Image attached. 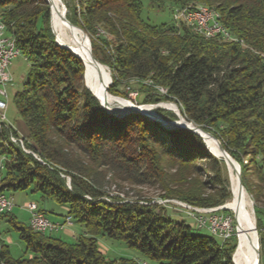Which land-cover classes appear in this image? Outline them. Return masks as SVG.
Wrapping results in <instances>:
<instances>
[{"label":"trees","instance_id":"1","mask_svg":"<svg viewBox=\"0 0 264 264\" xmlns=\"http://www.w3.org/2000/svg\"><path fill=\"white\" fill-rule=\"evenodd\" d=\"M62 1L64 17L89 35L91 50L83 31L73 25L82 49L108 65L110 93L126 96L127 87L137 89L141 104L177 103L187 121L219 139L239 164L241 182L250 192L247 174L256 175L254 211L264 256L259 205L264 190V0ZM145 5L151 11L170 10L171 18L176 7H213L236 41L206 38L173 18L152 23L143 15ZM0 20L30 65L15 103L29 130L31 142L24 138L25 146L40 158L13 144L11 134H18L10 124L0 126V155L5 157L0 192L39 193L67 207L65 213L51 214L70 215L83 227L68 242L4 212L0 220L17 230L30 255L14 257L0 237V264H137L107 258L97 247L98 235L121 239L157 264H233L234 232L222 238L175 220L166 211L171 203L151 202L140 192L134 199L123 197L128 195L123 184H128L155 188L160 199L205 208L222 205L237 191L230 176L231 193L225 161L214 150L219 149H211L214 155L185 128L168 130L143 114L119 117L103 108L92 94L87 67L92 92L85 86L82 60L56 43L55 36L64 44L50 28L47 0H0ZM156 111L178 119L166 109ZM38 209L48 217L46 209Z\"/></svg>","mask_w":264,"mask_h":264},{"label":"rangeland","instance_id":"2","mask_svg":"<svg viewBox=\"0 0 264 264\" xmlns=\"http://www.w3.org/2000/svg\"><path fill=\"white\" fill-rule=\"evenodd\" d=\"M59 1H60L61 6H62V12H63L62 17H64L65 16L64 3L62 0H59ZM143 15L145 17H149V20L152 23H161V22L169 21L172 19L170 10L151 11L146 5L143 7ZM52 19H53V22L51 23V21H50V28H51L52 32L54 29L57 33L56 21L54 20L53 15H52ZM74 26L79 28L80 30H82L77 25H74ZM71 27L75 30L76 41L81 45L82 44L81 36L77 34L75 27H73V26H71ZM99 32H103V29H99ZM53 34H54V32H53ZM87 36L89 37V35H87ZM90 50H91V47H90ZM97 62L101 66L104 67L105 71L108 74V84H107V86H108L109 85V73H110L109 67H108V65L103 64L99 61H97ZM29 70H30L29 62L26 60V58L24 57L23 54L20 53L19 55L15 56L13 59H11L10 64H9V72H10V75L12 77V80L6 85L7 96L3 97V98H4V100H6V103H7V107L5 109L6 121L16 130L19 137L26 138L27 140H29V142H31L30 138L28 137V134H29L28 133L29 132L28 127H27L23 117L19 114L16 103H15V94L23 88V82L22 81L25 78L26 74L29 72ZM92 77H93V74H92ZM111 82H112V78H111ZM84 83H85V80H84ZM160 88H164V87H158L159 91H160ZM123 89H125V91H127L126 96L113 94V93H110L109 91H108V93L113 95V96H116L120 99L128 100L135 105H141V103H138L137 97L134 96V92H137V89H128L127 87L123 88ZM164 102L173 103L175 106H177V108L179 110V106L177 105V103H175L173 101H169V100L160 101V103H164ZM120 103H122V102L120 101ZM104 104L107 105L106 103H104ZM124 104L130 106V104H126V103H124ZM142 104H152V103H142ZM165 105L168 107H174V105H172V104H165ZM107 107L110 108L109 105H107ZM157 107L162 108V109H166V110L171 111V112H174V111H172L168 108H165L163 106H160V105L156 106L154 108V110L148 107L147 112L152 114V112L154 111L163 119L170 120L166 113L157 112L156 111ZM202 135L204 136V138L207 142L206 146L208 145L210 148H213V147L218 148L217 142L209 134L204 133ZM208 146H207V148H208ZM208 150L212 152V150H210L209 148H208ZM1 159H2V155H0V160ZM197 162H199V161H197ZM198 164H200V162ZM226 167H227V165H226ZM226 170L227 171H226L225 175L229 179V184H231L230 177H229V174H230L229 168L227 167ZM232 170H233V174L236 175L235 170L233 168H232ZM169 171L172 172L173 169L169 168ZM1 172H2V169H0V175H1ZM246 179H247V182L251 186V191H253V192H250L249 190L245 189V187H244V189H245V191L249 197V200L251 202V210L253 213V221L251 223V230H250V233L252 236V238H251L252 255L249 256V258H248L249 264H253V262H255V263L257 262V253L255 250V247H256V245L258 246L259 233L261 232V230L257 226V215L255 214V211H254V199H253V196L255 195V193H257L256 185H257L258 180H257L256 175L253 174V172H251V170L248 172ZM67 181L69 182V180H67ZM123 185H124L123 186L124 189L126 191H128V195L123 196L121 194L124 198H127V199L137 198L136 193L140 192L141 194H144L147 197H152L151 202H160L163 200V199L159 198L158 195L160 192L158 190H156L155 188H152L149 186H134L133 187V186H130L128 184H123ZM113 187H114V185H112V189H113ZM236 191H237V189H236ZM205 192L208 193V190H206ZM259 194L260 193L258 192V195ZM261 194H262V198L260 197L259 205H260L261 209L264 210V190H262ZM11 198H12V203H13V207H14V214L17 216L18 219H20L24 222H28L29 214H28L27 210L24 208V204L28 203V202H35L37 204V206H39L43 209H46L47 215L50 219L54 215V214L50 213L51 211L58 212V213L62 214V213H65V211L67 209L66 206L57 204L56 202H54L51 199L43 198L39 193L31 192L30 190L15 191V192L11 193ZM178 201L179 200L171 201V204H169L166 207L167 214L175 220L184 219L187 221V223L194 226V219L190 214L191 210H189L185 205H181L180 203H177ZM225 204H227V206H228L227 209L231 211V212H229V214H223V213L216 212V210L221 209V208H218L217 206L212 207L213 209L209 210L210 212H205L202 214L206 216L207 221H210V220L213 221L216 218L217 219L221 218L222 223L224 220L229 222L230 227L232 226L231 233L234 232L235 236H236V246H235V249H236V247H238V232L239 231L241 232L243 229V223H244V219H245V210L247 208V205L243 201L239 200L238 192L236 193L235 196H232L230 199H228L224 203V205ZM200 208H203V207H200ZM234 214H235V217H234ZM263 217H264V215H263ZM235 218H236V220H235ZM217 219H216V222L219 223V221ZM3 220H5V219L0 220V231L4 236V239L9 244L11 254L14 257L29 256L30 253L25 251V244L20 239L17 230L13 226H11L8 221H6V220L3 221ZM236 221L238 223V226H237L238 230H236ZM233 224H234V227H233ZM71 227H72V231L75 232V233L73 232L75 237L64 234L62 231L54 232L53 234H54V236L60 237V238L64 239L65 241H68V242L75 241L76 237L82 233L83 227L77 223L72 222V224H70L66 229H70ZM255 229L257 231V235L255 233ZM233 230H235V231H233ZM199 231L205 232L204 229H200ZM262 233L264 234V230L262 231ZM257 237H258V241H257ZM96 243H97V247L99 248V250H101L107 258H129V259H133L135 262H137V264H157V261H155L153 259L146 258L139 251H137L135 248H131V247L127 246L126 243L121 239H114V238H110V237L105 236V235H98ZM235 249H234V251H235ZM234 251L232 252V258L231 259L233 260L232 261L233 264H236L234 262V257H235V261H236L237 250H236L235 256L233 254ZM260 258H261V264H264V256H261Z\"/></svg>","mask_w":264,"mask_h":264},{"label":"built area","instance_id":"3","mask_svg":"<svg viewBox=\"0 0 264 264\" xmlns=\"http://www.w3.org/2000/svg\"><path fill=\"white\" fill-rule=\"evenodd\" d=\"M172 18L176 22H184L192 28L210 27V34H207L206 38H212V36L226 37L231 35L228 30H225V26L222 23H216L213 18V13L208 9H188L186 7H176L172 11ZM239 42V41H238ZM21 53L19 47L16 45V41L13 38L9 30H6L4 22L0 23V126H7L9 123L6 121L5 109L7 107L6 100L3 97L7 96L6 85L12 80L9 72V64L11 59ZM165 93V91H160ZM134 96H137V92H134ZM14 139L18 141L21 146H25L24 138L11 134ZM27 148V147H26ZM29 152L33 153L34 157L40 158L31 149L27 148ZM5 157L2 156L0 160V169L3 168ZM157 203H171V199H163ZM185 205L190 211L191 216L194 219V225L197 228H205L211 233H215L217 236L226 238L231 234L232 226L228 221L221 222V218L213 221H207V218L202 213L210 212L213 208H200L196 206ZM24 208L27 210L29 217V226L41 233H54L59 231H65V229L72 224L73 220L70 215H65L61 220H51L43 212L39 211L35 202H28L24 204ZM14 209L11 195L0 192V215L7 211ZM222 224H221V223Z\"/></svg>","mask_w":264,"mask_h":264},{"label":"bare ground","instance_id":"4","mask_svg":"<svg viewBox=\"0 0 264 264\" xmlns=\"http://www.w3.org/2000/svg\"><path fill=\"white\" fill-rule=\"evenodd\" d=\"M49 9H50V14L52 13L53 18L56 21V30H57V34L60 37L61 41L63 43H65V45L70 46L71 49L73 51H75L76 53H78L82 57L83 61L85 62V66L87 67L88 74L91 78L93 87L95 86L94 90L92 88L91 89L93 90L94 94L100 99V101L102 103H106L107 105H109L110 109H113L115 111L119 110V112L123 111L127 107H134L135 105H131L130 102L127 100L120 99V98L116 99V98L111 97L110 95L106 94V87L108 84V74L105 71L103 66H101L99 63L96 64L95 61L89 57V55L87 54V49H86V51H84L82 49V46L76 41L75 30L62 17L63 12H62V6L60 4V1L59 0H49ZM188 9H208V11H211L213 13V18H214L215 22L220 23L219 13L213 7H209L206 5H197V6L195 5V7H189L188 6ZM0 23H3V22L0 20ZM4 26L6 28L5 24H4ZM193 29H195V31L201 33L204 37H207V34H210V27L193 28ZM84 35H85V33H84ZM212 37H215V36H212ZM223 38L232 39V40L236 41V39L234 37H232L231 35H227V38L226 37H223ZM55 40L57 41L56 37H55ZM13 41H15V40L13 39ZM86 41L88 44V38L87 37H86ZM89 47H90V45H89ZM89 71H91V73L93 74V80H92V77H91V74ZM95 89H96L97 94L95 92ZM160 91L166 92V89L160 88ZM118 99L122 103H120V101ZM123 100L127 101L130 104V106L125 105ZM165 103L166 102L161 103L160 106H163L165 108H168V109L174 111V113H177L179 115L177 120L181 119V115H180V112H179L177 106L174 105V107H168L165 105ZM148 107L149 108L150 107L155 108L156 106L155 105L137 106V108H139L140 110H142L144 112H147ZM178 122L185 124V125H189V123H187L186 120L181 119ZM201 133L204 134L205 132H201ZM11 140L13 141V144L15 143V145L20 147L24 152L30 153L28 151V149L26 148V146H21L16 139H14L12 137ZM204 140H205V138H204ZM205 142H206V140H205ZM206 144H207V142H206ZM208 148L210 150L212 149L209 146H208ZM214 150H216L218 152L217 155H219L222 158L220 149L219 150L214 149ZM229 172H230L229 177L231 176L233 183L237 189V192L239 195V200L243 201L247 205V208L245 210V219H244V223H243V229L241 232L240 231L238 232V247L236 248V250H237L236 261H235V257L233 256L234 262L236 264H249L248 258H249V256L252 255V246H251L252 245L251 244L252 236H251L250 230H251V223L253 221V213L251 210V202L249 200V197H248L245 189L243 188L242 191L240 190L238 180H237V174L236 175L233 174V170L231 167H229ZM171 201H176V200L171 199ZM177 203L187 204V203L181 202V201L180 202L178 201ZM188 205H190V204H188ZM190 206H192V205H190ZM225 206H226V208L228 207L227 204H225ZM213 234L216 235L215 233H213ZM236 250L234 252V255L236 253ZM253 264H256V263L253 262Z\"/></svg>","mask_w":264,"mask_h":264},{"label":"water","instance_id":"5","mask_svg":"<svg viewBox=\"0 0 264 264\" xmlns=\"http://www.w3.org/2000/svg\"><path fill=\"white\" fill-rule=\"evenodd\" d=\"M47 2L49 3V0H47ZM71 26H73V24L68 20L66 19L65 17H63ZM82 29V28H81ZM84 31V30H83ZM85 32V31H84ZM85 36H87L86 32H85ZM89 39V37H88ZM56 43L62 47V48H66L68 50H70L75 56H77L78 58H80L84 64V80H85V86L90 90V88L87 86L86 84V66H85V62L83 61L82 57L76 53L75 51H73L71 49L70 46H67L65 44H60L56 41ZM88 44L90 45V40L88 41ZM91 47V46H90ZM90 50V49H89ZM92 54V52H91ZM92 57H93V60L95 61L96 64H98L97 60L94 58L93 54H92ZM111 84V75L109 73V85ZM109 85L106 87V94L110 95L111 97H114V98H118L116 96H113L111 94L108 93V87ZM91 91V90H90ZM92 92V91H91ZM92 94L99 100L100 104L103 106V108H105L109 113L111 114H114V115H117V116H123L129 112H136V113H140V114H143L147 117H149L151 120H154L156 122H158L159 124H161L165 129H173V128H177V127H182V128H185L197 135H199L203 140H204V137L202 135L201 132H205L207 134H209L216 142H217V145L221 151V155H222V159L225 161V164L227 165V167H231L235 170L236 174H237V180H238V184H239V188L240 190L242 191V189L244 188L242 182H241V177H240V166L239 164L227 153V151L223 148L221 142L219 141V139H217L214 135H212L211 133L205 131L204 129L198 127L197 125L193 124L192 122H189L187 121L184 117L181 116V119L182 120H186L187 123H189V125H185V124H182L178 121H180L181 119L179 120H165L163 119L162 117H160L157 113H155L154 111L152 112L153 114H150L148 112H144L142 110H140L139 108H137V106H140V105H135L133 104L132 102H130L131 105H135L134 107H127L125 108L123 111H115L113 109H110L107 107V105H105L104 103H102L100 101V99L92 92ZM128 101V100H127ZM161 103L160 102H156V103H152V104H141V105H155V106H159ZM177 114V113H176ZM177 116L179 117V115L177 114ZM205 141V140H204ZM215 155V154H214ZM230 189H231V193H232V188H231V184H230ZM218 208H221V209H227L226 206L223 204V205H220V206H217ZM234 217H235V214H234ZM236 220V218H235ZM238 226V223L236 221V230H238L237 227ZM255 233L257 235V231L255 229ZM257 241H258V237H257ZM237 248V247H236ZM236 250V249H235ZM255 250H256V253H257V262L256 264H261V258H260V249H259V243H258V246L256 245L255 247ZM235 252V251H234ZM234 254V253H233ZM233 261V260H232Z\"/></svg>","mask_w":264,"mask_h":264},{"label":"crops","instance_id":"6","mask_svg":"<svg viewBox=\"0 0 264 264\" xmlns=\"http://www.w3.org/2000/svg\"><path fill=\"white\" fill-rule=\"evenodd\" d=\"M12 212L14 213V209L12 210ZM6 220V219H5ZM5 220H3V221H5ZM51 220H61V218L60 217H58V216H56V215H53L52 216V218H51ZM64 234H67V235H70V236H73V237H75V235H74V231H72V227L70 228V229H66L65 231H62ZM74 232V233H73ZM0 237H2V238H4V236H3V234L1 233V231H0ZM7 242V241H6Z\"/></svg>","mask_w":264,"mask_h":264}]
</instances>
